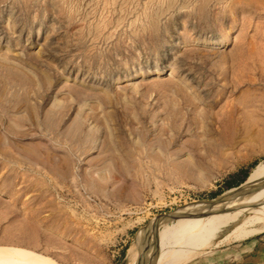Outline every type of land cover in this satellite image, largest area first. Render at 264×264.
Returning <instances> with one entry per match:
<instances>
[{
    "label": "rangeland",
    "instance_id": "obj_1",
    "mask_svg": "<svg viewBox=\"0 0 264 264\" xmlns=\"http://www.w3.org/2000/svg\"><path fill=\"white\" fill-rule=\"evenodd\" d=\"M259 163L264 0H0V264H146L179 220L255 205L232 199Z\"/></svg>",
    "mask_w": 264,
    "mask_h": 264
},
{
    "label": "crops",
    "instance_id": "obj_2",
    "mask_svg": "<svg viewBox=\"0 0 264 264\" xmlns=\"http://www.w3.org/2000/svg\"><path fill=\"white\" fill-rule=\"evenodd\" d=\"M256 200L257 201L255 205H251L247 209V211L243 212L242 215H239L238 217L233 216L229 222L222 224L217 229L201 232L191 241H188L185 244L179 246L174 252H172V261L166 255H159L153 258L151 261L147 262L146 264H185L189 262L193 257H195L204 248L211 247L212 245L216 247L220 244L229 242L232 239L247 238L263 232L264 193L260 194ZM202 221H208V219L206 218ZM202 221H193V224L190 225L192 226L191 230L196 227L194 225ZM254 242L255 243L253 245V248L256 249V243L258 244V241L255 240ZM263 252L264 245L263 248L260 247L257 250L255 257H248V259H245V262H261V260L264 259Z\"/></svg>",
    "mask_w": 264,
    "mask_h": 264
},
{
    "label": "bare ground",
    "instance_id": "obj_3",
    "mask_svg": "<svg viewBox=\"0 0 264 264\" xmlns=\"http://www.w3.org/2000/svg\"><path fill=\"white\" fill-rule=\"evenodd\" d=\"M246 185H248V189L249 190H247L245 193H239V195H236L235 199H232L233 203H235L237 207L238 206H242V205H244L246 203H249L252 200H254L259 195V193H260L259 190L264 186V167L261 165V163L255 165L251 169V171H250V173H249V175L247 177ZM243 196L244 197L248 196V197H250V199L248 201L246 199V201H242L243 203L240 204L241 199L243 198ZM228 199L229 198L221 199L216 204H214V202L213 203H208L206 205V207L201 208L199 210H201V211H211V210H213L212 208L217 209L218 206L223 205ZM232 201L230 203H232ZM232 210H234V207L232 208ZM215 211L216 210H213L212 212H210V216H215L216 215ZM234 212L235 211H231L230 213H224V214L218 216L217 218H212V219H209V217H208L207 218L208 221H202V222H199L197 224L194 223V224H196V225H194L196 227L193 230H191L190 232L182 233L181 235L175 237L174 238V242L171 245H164L163 242H160L158 240L155 241V240H152L151 238L145 239L146 247L148 249V254L146 255V257H147L146 261L149 262L153 258H155V257H157L159 255H166L172 261V259H173V253L172 252H174L179 246L185 244L188 241H191L193 238L198 236L201 232L215 230L218 227H220L222 224L229 222L232 219V217L234 216ZM187 213L180 211V212H177V213L173 214L174 215L173 219H170V218L168 219V218L165 217L161 221L174 220L176 218H179L182 214L185 215ZM193 217H195V218L194 219L192 218V219L179 220V223H183V224L184 223L186 224V223H189V222L193 223V221L196 220V216H193ZM1 252H3V253H5V252L6 253H14V254L17 253V251H14V250H2ZM140 255H141L140 252L137 255L132 254L130 256V261L131 262L132 261H136L134 264H137L138 259L139 260L142 259V258H140ZM140 263H138V264H140Z\"/></svg>",
    "mask_w": 264,
    "mask_h": 264
},
{
    "label": "water",
    "instance_id": "obj_4",
    "mask_svg": "<svg viewBox=\"0 0 264 264\" xmlns=\"http://www.w3.org/2000/svg\"><path fill=\"white\" fill-rule=\"evenodd\" d=\"M246 181H247V179L244 181V183L242 184V185H240V187L241 186H247L248 187V185H246ZM245 191V189L244 190H242V192H244ZM241 193V192H240ZM166 218H170V219H173L174 218V215H171V216H168V217H166Z\"/></svg>",
    "mask_w": 264,
    "mask_h": 264
},
{
    "label": "trees",
    "instance_id": "obj_5",
    "mask_svg": "<svg viewBox=\"0 0 264 264\" xmlns=\"http://www.w3.org/2000/svg\"><path fill=\"white\" fill-rule=\"evenodd\" d=\"M245 177H247V176H245ZM227 189H230V187L229 188L227 187Z\"/></svg>",
    "mask_w": 264,
    "mask_h": 264
}]
</instances>
